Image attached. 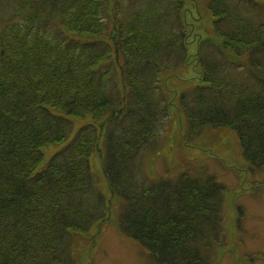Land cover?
Wrapping results in <instances>:
<instances>
[{"label": "trees", "instance_id": "obj_1", "mask_svg": "<svg viewBox=\"0 0 264 264\" xmlns=\"http://www.w3.org/2000/svg\"><path fill=\"white\" fill-rule=\"evenodd\" d=\"M230 2L205 0L217 36L194 40L199 74L178 108L187 143L229 129L255 171L264 24L231 17ZM189 26L180 0H0V264H73V237L109 218L96 155L122 203L123 236L156 264H209L224 186L142 171L163 144L171 104L161 82L189 63Z\"/></svg>", "mask_w": 264, "mask_h": 264}, {"label": "rangeland", "instance_id": "obj_2", "mask_svg": "<svg viewBox=\"0 0 264 264\" xmlns=\"http://www.w3.org/2000/svg\"><path fill=\"white\" fill-rule=\"evenodd\" d=\"M180 1L191 27L189 63L178 75L169 74L162 79L161 86L171 104L170 118L164 126L160 150L144 159L142 171L151 180L157 176L177 178L179 174L197 179L215 178L224 186L223 221L215 237V244L219 241L222 245L214 247L208 257L209 264H264V167L249 169L236 135L226 128H206L195 142L185 141L186 122L178 108V94L198 78L194 40L217 35L205 0ZM230 3H233L231 17L245 18L254 25L264 24V0H231ZM239 74H242L240 78H236L247 82V74L244 71ZM55 150V147H46L45 159ZM91 167L108 200L109 218L94 225L88 234L73 237V264H156L139 243L119 232L117 216L122 203L109 194L97 155Z\"/></svg>", "mask_w": 264, "mask_h": 264}]
</instances>
